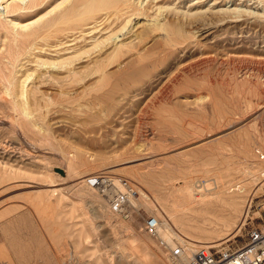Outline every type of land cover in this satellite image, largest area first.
<instances>
[{
  "label": "rangeland",
  "instance_id": "374dc122",
  "mask_svg": "<svg viewBox=\"0 0 264 264\" xmlns=\"http://www.w3.org/2000/svg\"><path fill=\"white\" fill-rule=\"evenodd\" d=\"M62 1L35 0L30 9L19 10L18 0H0V32L9 20H36ZM86 1L90 0H81L82 6ZM107 2L103 9L86 15L80 25L50 39L38 38L27 55L21 45L9 44L7 57L0 61L21 80L43 68L42 63L54 64L56 73L66 70L62 65L74 66L83 78L76 85H64L73 98L40 103L42 114L35 112L33 117L37 125L50 129L46 141L37 142L39 136H25L0 123V264L80 261L72 260L70 239L56 246L49 241L50 234L57 233H45L46 226L38 220L41 216L29 206L30 200L44 199L53 189L58 196L47 206L46 214L54 220L47 223L53 228L49 231L63 230L61 218H56L60 211L73 215L70 222H79L95 233V241L103 235L109 247L123 241L122 250L113 247L115 254H109V248L100 251L102 264H142L139 257L143 255L147 264H171L168 258L174 257L169 245L160 244L158 237L143 228L149 214L167 219L159 197L184 200L180 187L186 182L212 181L224 163L251 167L252 160L243 159L249 150L257 160H264L260 155L264 146V0ZM235 7L241 11L232 12ZM131 28L138 37L137 59L115 51L117 38L128 36L126 31ZM173 30L175 39L169 44L164 38ZM209 58L213 61L200 65ZM121 61L125 65L119 68ZM101 71L106 74L104 84ZM235 122L240 123L239 129L225 136V129ZM131 159L139 161L125 163ZM96 170L131 180L136 193L128 198L133 205L130 216L112 212L114 218L109 220V198L85 180ZM232 171L224 180L242 179L248 192L242 197L244 206L230 237L220 239V232L212 233L219 228L215 225L188 228L169 223L168 232L173 230L180 242L191 247L199 238L216 250L242 245L251 226L264 218V188L257 187L254 178ZM59 195L63 207L57 204ZM113 221H121L127 230L116 231ZM14 225L21 233L42 236L45 256L21 258L15 249L4 247L3 232ZM38 258L43 262L31 263ZM90 260L86 263L93 264L94 259Z\"/></svg>",
  "mask_w": 264,
  "mask_h": 264
},
{
  "label": "bare ground",
  "instance_id": "6f19581e",
  "mask_svg": "<svg viewBox=\"0 0 264 264\" xmlns=\"http://www.w3.org/2000/svg\"><path fill=\"white\" fill-rule=\"evenodd\" d=\"M18 1L19 10L28 8L30 9V7H33L35 3V0ZM68 1L70 0H63L62 2L57 3V5L51 11L46 13L47 18L45 15H42L36 20H28L24 18L22 19L21 17H16L9 20L7 28L4 31L0 32V61L3 58L7 57V53L10 51L8 49L9 44L12 43L14 45H21L23 47L24 53L27 55L31 52L33 47L32 45L38 38H43L44 36L45 39H50V37L54 34H60V32H63L70 26V28H72V26H78L86 20V15L94 13L97 10H101L105 5L108 4L107 0H94L98 1V6H96L95 2L93 0H90L86 1L82 6L81 0H72L68 3V5L64 6V4ZM242 10H244V8ZM239 11L241 10L237 7L232 9V12L239 13ZM246 11L249 10L247 9L245 10V12ZM81 26H83V24ZM175 33L176 31L173 30L169 34V36L164 38V40H166L167 43L171 44V42H173L175 39L173 37ZM126 35L128 36H125V38L122 36L121 38H117V36H115V38H117L114 43L115 51L131 53V56H134V58H139L140 55L138 49L137 51H134L136 49L135 43L137 42V35L134 34L133 29L129 30L128 32L126 31ZM212 61L213 60L209 58L204 60L200 65H207ZM71 63L72 62H70V64ZM42 64L44 67L41 69H37L35 74H32L34 78L29 82V80L32 78V75L28 74L25 79L21 80L17 77V75L13 74V70H11L10 68H8V70H5L0 63V109L2 112V114L0 115V123H5L8 128L10 127L14 131L23 132L25 136L28 134L39 136L37 137V142L46 141L47 134L50 130L49 128H46L40 124L37 125V122L33 117L35 112H40L39 116H41L42 113L40 111V103L44 100L59 101L61 98H73V96H70V92H67V90L66 92L64 91V85L68 84L67 86H71L73 83L78 84V82L83 80V78L79 76L77 68H75L74 66L66 67L62 65V67H64L66 70L62 69L63 73H58V71L56 73V66L54 64L51 67L45 66L46 63ZM123 65H125V61L119 62L118 67L122 68ZM101 72L102 74L100 75V81L103 83L106 74L103 71ZM84 83H86L85 80ZM7 111H11V114H9ZM238 127H240L239 122L233 123L230 128L228 127V129H225L228 133H224V135H229L234 131V129ZM29 142L26 143L29 146L30 144L31 146L35 144L32 141L30 144ZM33 147L34 146H32V148ZM36 148L38 149V146ZM247 149H249V147H247ZM262 150L263 151H261L260 155H264V146ZM249 151L250 153L248 154L246 152L243 159L248 162L249 160H252L253 165L251 167L247 165H238L237 167H234V165H232L231 163H224L223 171L220 172L221 174L219 173L220 175L213 178L212 181L210 179L205 181L198 180L193 184H189L186 182L184 186L180 187L178 189V192H180L182 196L185 197L184 200L159 197L163 210L168 217L167 219H164L161 214H157L159 224L158 235L163 238L167 246H173L175 243H177V238L173 230H171V232H168V230L170 229L169 223L176 224L178 227L188 228H202L204 226L214 228L213 225H215V227L219 228L212 229L211 232H220V239H225L228 236L230 237V235H232V233L229 232L233 231L234 228L237 227V219L244 206L242 197L245 193L248 192V190L245 184H243L244 182L242 181V179L237 182H232V180L224 179L226 177L229 178V176L233 173L232 170L235 169L237 171L236 173H241L243 178H254L253 181L257 182V187L259 186L260 189L264 188V160H257V156L253 154V150ZM138 161V159H131L126 161L125 163L128 164ZM2 164L7 165V162ZM70 164L71 163H69V171L73 174L74 170L71 168ZM207 169L208 165L204 164L203 171L207 172ZM99 189L102 190V193L105 196H107L108 198L110 197V193L108 190H106L105 188ZM54 196H58L56 194V189H53L52 192L48 194V197L44 199H33L29 201L31 210L35 211L38 215L41 216L38 220L42 223V226H46L44 230L45 233H57L56 236L50 234L54 237L48 235L50 237L49 241L52 242L54 246L62 245L63 243H66L68 239H70L74 248V253H71L72 260L80 259V261L88 262V257H91V260L94 259L93 264H102V260L104 259V257L102 253H100V251L103 248H109V254H115L117 252L114 250V248L122 250L123 241L120 244L113 246L114 248L109 247V241L104 235L99 237L98 241H95L93 240L95 233H91L85 226H83L79 222H70L74 218L71 217L73 215L68 216L60 211L59 214H57L56 218L58 220L61 218L62 222L60 223V226L62 228L64 227L63 230L57 231L56 229H54L52 231H49L53 228L47 226V223L54 222V220L46 213H48L47 206L52 204L50 203V201L53 202L52 197ZM57 204L61 207H63L64 205L63 197L60 195L59 197H57ZM106 213L109 220L112 221L114 218L112 211L107 209ZM114 228L116 231H118L127 230L126 228L128 227L121 221H115ZM17 229L18 228L15 227V225L5 228L3 232L4 247L8 245L11 248L15 249L14 254L25 257L30 253L27 247L34 245L37 247V252L43 253V255L45 254V250L41 248L43 240L42 236H37L34 232L21 233ZM235 237L236 235L231 239H234ZM196 240L197 245H192V247L191 245L180 242L178 240L180 243H182V245L185 246L186 252L183 256H180L178 258H168L170 263L186 264L189 254L193 252L197 246H199L198 244L210 243L205 242L200 238ZM222 244L223 243H220L214 246H221ZM123 254L124 253L121 251L120 256ZM139 259L142 264H147L146 256H140Z\"/></svg>",
  "mask_w": 264,
  "mask_h": 264
},
{
  "label": "built area",
  "instance_id": "2783aa9c",
  "mask_svg": "<svg viewBox=\"0 0 264 264\" xmlns=\"http://www.w3.org/2000/svg\"><path fill=\"white\" fill-rule=\"evenodd\" d=\"M86 183L92 187L105 188L109 191V207L114 213L124 217L131 215L132 203L128 197L136 193L135 187L129 178L122 175H114L106 170H96L85 177ZM144 230L159 238V242L165 245L162 238L158 236V219L155 215L149 214L143 221ZM169 247V253L174 258L183 256L186 248L177 242ZM68 264H88L83 261H75ZM186 264H264V218L251 226L248 230L245 242L233 249H215L211 245L201 244L188 256Z\"/></svg>",
  "mask_w": 264,
  "mask_h": 264
},
{
  "label": "crops",
  "instance_id": "0c3cea01",
  "mask_svg": "<svg viewBox=\"0 0 264 264\" xmlns=\"http://www.w3.org/2000/svg\"><path fill=\"white\" fill-rule=\"evenodd\" d=\"M3 210V209H2ZM2 210H0V211H2ZM1 224H3L2 222L0 223V236H1V234H2V230H1ZM7 224V223H6ZM31 247H35V251H33V250H31ZM28 248V250H29V254L28 255H26L25 257H21V258H29V257H33V256H37V257H40V256H45V254L43 255V253H40V252H37L38 250H37V247L36 246H30V247H27ZM18 257V256H17ZM18 258H20V257H18ZM32 262H37V263H42L43 262V260L42 259H37V260H34V261H31V263ZM51 264H60V262L59 261H56V262H54V263H51Z\"/></svg>",
  "mask_w": 264,
  "mask_h": 264
}]
</instances>
